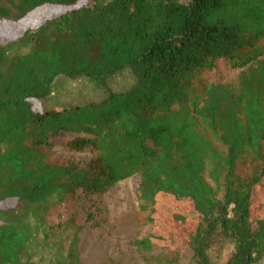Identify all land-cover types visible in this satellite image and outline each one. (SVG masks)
Segmentation results:
<instances>
[{
    "label": "trees",
    "instance_id": "trees-1",
    "mask_svg": "<svg viewBox=\"0 0 264 264\" xmlns=\"http://www.w3.org/2000/svg\"><path fill=\"white\" fill-rule=\"evenodd\" d=\"M135 177L146 264H264V0H0V264H84Z\"/></svg>",
    "mask_w": 264,
    "mask_h": 264
},
{
    "label": "rangeland",
    "instance_id": "rangeland-1",
    "mask_svg": "<svg viewBox=\"0 0 264 264\" xmlns=\"http://www.w3.org/2000/svg\"><path fill=\"white\" fill-rule=\"evenodd\" d=\"M109 1V0H105ZM7 30V29H6ZM238 72H231L223 66L209 74L211 81H217L222 77L237 76ZM82 81L73 82L66 78L58 81L57 90L64 97L72 101L73 97H78V93L85 88ZM60 159L91 160L96 158V154L89 151L71 153L60 151L55 155ZM97 206L105 216L115 225L113 227H94V221L89 223L82 235V261L84 264H104L112 258L122 261L124 264H146V257L158 255L161 250L153 252H140L133 246L135 239L142 240L150 235L151 226L141 227L136 222V214L140 211L139 202V177H135L126 182L120 183L104 195L86 197L82 193L80 200V211L83 215L90 207ZM51 225L59 222L58 214L51 212L48 216ZM231 248H226L214 256V264H226L231 255ZM188 264V263H184Z\"/></svg>",
    "mask_w": 264,
    "mask_h": 264
}]
</instances>
